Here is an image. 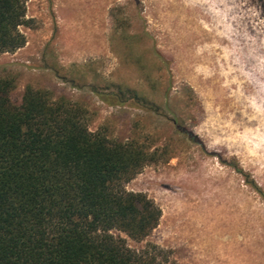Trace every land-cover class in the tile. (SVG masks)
Masks as SVG:
<instances>
[{"label": "rangeland", "instance_id": "obj_1", "mask_svg": "<svg viewBox=\"0 0 264 264\" xmlns=\"http://www.w3.org/2000/svg\"><path fill=\"white\" fill-rule=\"evenodd\" d=\"M28 87L86 110L94 134L151 156L125 184L161 209L159 264H264V0H26ZM121 96L124 105L105 103Z\"/></svg>", "mask_w": 264, "mask_h": 264}, {"label": "trees", "instance_id": "obj_2", "mask_svg": "<svg viewBox=\"0 0 264 264\" xmlns=\"http://www.w3.org/2000/svg\"><path fill=\"white\" fill-rule=\"evenodd\" d=\"M26 0H0V54L23 48ZM0 79V264H159L145 242L161 209L125 184L151 161L135 145L94 134L86 110L28 87L20 105ZM105 103L124 105L117 94Z\"/></svg>", "mask_w": 264, "mask_h": 264}]
</instances>
